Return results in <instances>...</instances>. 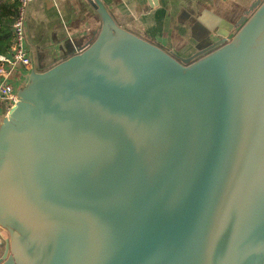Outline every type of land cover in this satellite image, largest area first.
<instances>
[{"label": "water", "instance_id": "obj_1", "mask_svg": "<svg viewBox=\"0 0 264 264\" xmlns=\"http://www.w3.org/2000/svg\"><path fill=\"white\" fill-rule=\"evenodd\" d=\"M89 2L0 122V264H264V0L189 58Z\"/></svg>", "mask_w": 264, "mask_h": 264}, {"label": "crops", "instance_id": "obj_2", "mask_svg": "<svg viewBox=\"0 0 264 264\" xmlns=\"http://www.w3.org/2000/svg\"><path fill=\"white\" fill-rule=\"evenodd\" d=\"M121 28L180 58L231 38L257 0H100ZM89 0H31L26 9L30 71L17 69L14 88L31 71H45L88 46L101 29ZM5 116L0 104V122ZM8 240L0 227V258Z\"/></svg>", "mask_w": 264, "mask_h": 264}, {"label": "built area", "instance_id": "obj_3", "mask_svg": "<svg viewBox=\"0 0 264 264\" xmlns=\"http://www.w3.org/2000/svg\"><path fill=\"white\" fill-rule=\"evenodd\" d=\"M31 0H17V13L11 26L12 39L8 51L0 55V104L5 115L18 102L15 81L18 68L32 69V61L26 47V9ZM28 77L26 75L25 81Z\"/></svg>", "mask_w": 264, "mask_h": 264}, {"label": "trees", "instance_id": "obj_4", "mask_svg": "<svg viewBox=\"0 0 264 264\" xmlns=\"http://www.w3.org/2000/svg\"><path fill=\"white\" fill-rule=\"evenodd\" d=\"M17 13V0H0V55L5 54L11 44V26Z\"/></svg>", "mask_w": 264, "mask_h": 264}]
</instances>
